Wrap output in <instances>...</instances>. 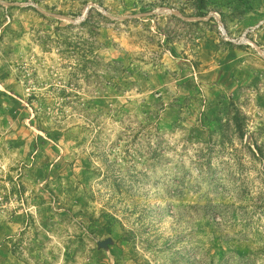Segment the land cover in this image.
Masks as SVG:
<instances>
[{
    "label": "rangeland",
    "instance_id": "374dc122",
    "mask_svg": "<svg viewBox=\"0 0 264 264\" xmlns=\"http://www.w3.org/2000/svg\"><path fill=\"white\" fill-rule=\"evenodd\" d=\"M0 264H264V0H0Z\"/></svg>",
    "mask_w": 264,
    "mask_h": 264
},
{
    "label": "trees",
    "instance_id": "16d2710c",
    "mask_svg": "<svg viewBox=\"0 0 264 264\" xmlns=\"http://www.w3.org/2000/svg\"><path fill=\"white\" fill-rule=\"evenodd\" d=\"M200 17H206V15H201ZM87 20H88V18L85 21H87ZM238 115H240V113H237V115H236L237 117L233 118V120H232L234 123V128L236 130L235 135L240 137V138H243L245 135V126L241 122L242 120L239 119ZM224 141H225V137L223 136V141L221 143H224Z\"/></svg>",
    "mask_w": 264,
    "mask_h": 264
},
{
    "label": "built area",
    "instance_id": "2783aa9c",
    "mask_svg": "<svg viewBox=\"0 0 264 264\" xmlns=\"http://www.w3.org/2000/svg\"><path fill=\"white\" fill-rule=\"evenodd\" d=\"M218 28H219V31H220L221 35H223V36H225L227 38V32H226L225 28L223 27V25L220 22H219Z\"/></svg>",
    "mask_w": 264,
    "mask_h": 264
},
{
    "label": "crops",
    "instance_id": "0c3cea01",
    "mask_svg": "<svg viewBox=\"0 0 264 264\" xmlns=\"http://www.w3.org/2000/svg\"><path fill=\"white\" fill-rule=\"evenodd\" d=\"M200 1H201V0H199V2H200ZM203 10H204V9L202 8L201 11H203ZM197 18H201V19H202L203 17L198 16Z\"/></svg>",
    "mask_w": 264,
    "mask_h": 264
}]
</instances>
